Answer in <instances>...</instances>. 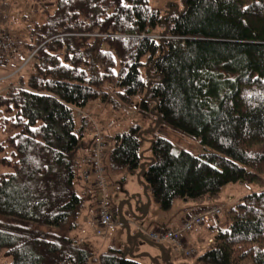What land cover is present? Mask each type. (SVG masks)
Segmentation results:
<instances>
[{
    "label": "trees",
    "instance_id": "16d2710c",
    "mask_svg": "<svg viewBox=\"0 0 264 264\" xmlns=\"http://www.w3.org/2000/svg\"><path fill=\"white\" fill-rule=\"evenodd\" d=\"M179 1L160 12L148 0H0V11L16 9L24 23L12 41L25 61L0 88V215L54 229L0 221L9 257L0 264H144L56 232L80 214L78 150L95 102L133 108L198 145L191 154L154 136L144 155L140 125L114 133L103 163L108 200L121 172L118 182L136 174L146 186L144 208L163 213L176 199L212 206L226 186L244 184L246 194L197 227L203 237L186 235L184 250L195 248L189 256L200 264H264V0ZM109 205L102 238L114 227Z\"/></svg>",
    "mask_w": 264,
    "mask_h": 264
},
{
    "label": "crops",
    "instance_id": "0c3cea01",
    "mask_svg": "<svg viewBox=\"0 0 264 264\" xmlns=\"http://www.w3.org/2000/svg\"><path fill=\"white\" fill-rule=\"evenodd\" d=\"M11 12H12L11 8L5 11L1 10L0 17L7 16L8 18L6 20L8 21L11 16L10 14ZM14 15L16 17V12H14ZM6 24L11 25L10 21H8V23L4 22L2 23V25L1 24L0 25L9 30V27L6 26ZM21 29H22V25L20 23L19 30ZM19 48L20 47L18 46L17 47L18 50L14 52V55H12L11 59L4 66L5 67L4 71L0 70V73H4V74L7 73L6 75L4 74L0 75L1 76L0 82L6 81L7 79L5 77H12L16 73V71H18V69L23 65L22 58L24 56L21 55L20 53L21 48L20 49ZM95 108L96 110L93 111ZM118 109L113 110L111 107H109L108 105L104 103L101 104V103L95 102L91 104V106L88 107L87 110H85V113L92 112L94 117L98 118L99 120L98 125L102 129V132L104 134L103 137L106 138L107 140H110L111 135L115 133V132L113 133L115 123H113L111 119H113L115 115L119 114V111H117ZM120 110H125L126 112H123V115H122L123 117L120 118L122 121L120 120L119 124H122L124 122V119H126L128 115H130L131 112L134 114L133 112L134 110H131V109L121 108ZM79 113L81 112L79 111ZM108 124H111V126L108 127ZM89 150H90L89 133L87 134L85 133L83 136L82 142H81V146L78 150L79 163L81 160H83L85 157L88 156ZM197 152L198 150L195 152V154ZM103 159H102V163H103ZM79 167H80V164H79ZM132 176L133 175H131V177ZM118 177L117 175H115L114 179L118 180ZM124 183L125 181L122 183L118 182V185L124 184ZM141 186L143 189L144 186L143 185ZM121 188L118 187L117 189V190H120V193H121ZM74 191L81 198L82 207L80 210V214L78 215V218L74 220L73 228H71L70 230H66L65 234L70 236L71 238L76 239L79 243L88 244L95 254H98L99 252L105 250L106 248H111L110 246L113 247V243H114L113 240L110 241V244H106L105 246L106 236L111 230V228L108 229L107 233L105 234L106 235L105 238L98 239L96 238L97 236L95 237V234L93 232V227H94L95 218H96L95 209L97 207V201L99 200V195L96 189H94L91 182L89 181L86 182L80 177V168L78 171V175L76 176L75 181H74ZM147 204L149 205L147 208L146 207L144 208V206L141 207L143 210L145 209L144 213L142 214V212H140L139 214H137L138 215L137 217L132 214V210L135 206L130 207L131 211H129V208H128L127 209L128 213L125 212V214H121L120 207L118 208V215L116 214V212H114V219H117L121 222V223H118L114 220V227L118 228V227L124 226L126 229V232H128V229H129L128 225L131 224L130 226L131 229L129 230V236L127 235L128 236L127 241L129 242L127 243V245L129 246V250L127 251L128 255L135 256V258L138 261L141 258L143 262L141 261L139 262L144 263V264H163V263L180 264L183 261L179 259L178 257H176L175 255L176 253H174L169 248V246H167L164 243L158 244V243L150 242L145 237H143L141 230L146 231L152 228L156 229L162 223L166 224L167 226L177 227L180 224L181 222L180 220L183 217H186L188 213L199 210V208H197V205H195V203H192V202H180V205H181L180 211H183V212L180 214L181 216L179 218H176L177 216H175V214L168 217L166 216L168 212L163 213L159 210H156V207L154 204L152 203L150 204L147 203ZM188 207L190 209H187ZM180 211L178 212V214L180 213ZM130 216H133V219L131 221L128 219ZM166 217H168V219ZM178 219L180 222L178 221ZM70 223L72 226V221ZM205 234H206V229L204 227L200 229L197 228L191 236L187 237V240L190 241L191 237L195 238L197 237V235H200V237H203ZM131 241H132V245L130 246Z\"/></svg>",
    "mask_w": 264,
    "mask_h": 264
},
{
    "label": "rangeland",
    "instance_id": "374dc122",
    "mask_svg": "<svg viewBox=\"0 0 264 264\" xmlns=\"http://www.w3.org/2000/svg\"><path fill=\"white\" fill-rule=\"evenodd\" d=\"M148 2H149L151 7L158 9L160 12H164V11L168 10L170 4L171 5L172 4L177 5L180 8V1L179 0H148ZM174 10H176V9H174ZM11 11H12L10 13L11 16H10V19L8 20V21H10L11 25L6 24V26L9 27V30L7 28L1 27V25H0V28H3L4 31H6L9 34V36H11V38L13 40V38H15L14 30L16 28L20 27V23L15 18V15H14V12H16V9L14 10L11 8ZM22 25L24 26V23ZM16 51H17V49H16ZM4 66H1L0 70L4 71V69H5ZM2 74H4V73H0V75H2ZM6 74H4V75H6ZM5 78L7 79V81L0 82V88L2 85H5V83L8 82V80H10L11 77H5ZM131 109H133V108H131ZM95 110H96V108L93 111H95ZM117 111H119V114L115 115L114 118L111 119L112 122L115 123L113 133L114 132L117 133V132H121L123 130H126L128 128V126L131 124L136 123V124L140 125L141 128L145 132L144 133V142H143V147H142V150L144 151V155H146V152L148 151L146 149L149 146V140L151 138H153L154 136L165 138V139L169 140L177 148L185 150L191 154H195V152L198 150V145L193 139L188 138V137L180 134L179 132H177L174 129H171L165 125H162L161 123L157 122L156 119H154V117H152V116H145L142 114H138L136 112L133 114L131 112L130 115H128V117L126 119H124V122L122 124H119V121L121 120L120 118L123 117L122 116L123 112H126V111L120 110V109H118ZM79 114H81V113H79ZM83 115H85L86 118L88 119V121L90 122L89 127L87 129V133H90V129H91L90 124L92 123V121L94 120L96 123H99V120H98V118L94 117L92 112H86V113H83ZM2 137H3L2 133H0V141L2 140ZM105 142H106L108 147L111 145V140L106 139ZM0 155H1V153H0ZM106 161H107V156H105L103 159L104 165L106 164ZM3 171H5V170H3V168L0 167V173ZM105 172H107L106 169H105ZM122 174H123L122 172L117 174V177L122 175ZM114 177H115V175H114ZM132 178H133V180H132ZM141 185L142 184L137 179L136 174L133 175L132 177L130 175H126L125 183L120 184V185H118V180H116L114 178L112 179V181L110 183V187L108 189V198L110 200L111 207L115 209V212L117 215H118V208L119 207H120L121 214H125V212L128 213L127 209L130 207H133V206H135L132 210V214L134 216L137 217L138 216L137 214H139L140 212H143V209L142 208L139 209V208L144 206L143 203H144V200L147 198L148 190H147V188L145 189L146 186L143 187V189H142ZM121 186H122V188H121ZM118 187L121 188V193H120V190H117ZM249 190H250L249 187L244 185V184H242V185L237 184L234 186L228 185L224 188V193L222 194V198L220 200H218L217 202H215L214 204H212V206L222 207L226 203H232L239 195L246 194V192H248ZM145 191H147V194L145 193ZM149 204H150V202H149ZM180 207H181V205H180L179 199L174 200L173 206L169 210V212L166 216L170 217V216L175 214V216H177L176 218H179L181 216L180 214L183 212V211H180ZM187 209H190V208L188 207ZM179 211H180V213L178 214ZM168 217H166V218L168 219ZM219 218L223 219L221 216H219ZM128 219L131 221L133 219V216H130ZM114 220L118 223H121L117 219H114ZM0 221L1 222H9V223L13 222V224L17 223V224H21L22 226H25V227H29V228L33 227L36 229H40L41 231H54L53 227H50V226L32 223L30 221H22L19 219H12V218L8 219V218H5L4 216H1V215H0ZM130 226H131V224L128 225V228H129L128 232H126V229L124 226H121L118 228L112 227L106 236L105 246H106V244H110V241L113 240V242L115 244L113 243V247L112 246H110V247L120 249V250H122V256H128L127 251L129 250V246L127 245V243H129V242L127 240H128V236H129V230L131 229ZM66 229H67V225H65L64 227H61L59 230H56V232H58L59 234H65ZM192 232H195V231H192ZM192 232H190V233H192ZM96 238L103 239L100 237H96ZM201 244H202L201 241L196 240V243L194 246H196L197 248H200ZM131 245H132V241H131L130 246ZM2 253L3 252L1 251L0 252V263L8 262L9 257L4 256ZM190 257H192V256H189V258H186V260L188 259L187 261L182 260L183 263L200 264V263L196 262L195 257H192V258H190ZM139 261L143 262V260L141 258L139 259ZM163 264H165V263H163Z\"/></svg>",
    "mask_w": 264,
    "mask_h": 264
},
{
    "label": "built area",
    "instance_id": "2783aa9c",
    "mask_svg": "<svg viewBox=\"0 0 264 264\" xmlns=\"http://www.w3.org/2000/svg\"><path fill=\"white\" fill-rule=\"evenodd\" d=\"M14 44L9 34L0 28V66L6 64L11 58ZM90 150L87 157L81 160V178L92 185L98 192L99 200L96 207L94 233L96 236H102L105 230L111 225L112 214L110 211L109 200L107 199V182L104 175L102 158L106 151V144L102 132L97 124H90ZM221 212L220 206L203 207L197 211L189 213L178 225L177 228L151 229L149 231L141 230L142 235L149 240L169 241L176 248H183L186 235L194 231L197 227L205 225ZM187 256L195 253V248L191 247L184 250Z\"/></svg>",
    "mask_w": 264,
    "mask_h": 264
}]
</instances>
